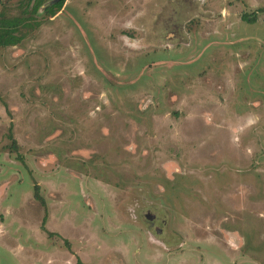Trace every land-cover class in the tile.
<instances>
[{
  "label": "rangeland",
  "instance_id": "1",
  "mask_svg": "<svg viewBox=\"0 0 264 264\" xmlns=\"http://www.w3.org/2000/svg\"><path fill=\"white\" fill-rule=\"evenodd\" d=\"M51 2L0 0V264H264V0Z\"/></svg>",
  "mask_w": 264,
  "mask_h": 264
},
{
  "label": "trees",
  "instance_id": "2",
  "mask_svg": "<svg viewBox=\"0 0 264 264\" xmlns=\"http://www.w3.org/2000/svg\"><path fill=\"white\" fill-rule=\"evenodd\" d=\"M52 2L49 5H46L44 7V12L49 17L54 16L57 12L60 11L62 8L65 0H51ZM44 2H38L34 7L33 11L37 12L38 8L43 4ZM243 19L248 23L255 22V18H249L247 15L243 16ZM24 19L22 20V22ZM8 23V24H7ZM7 23L0 25V47L2 46H9V45H15L21 41V38H23L22 35H16L15 31L16 28H13L17 24V21L14 19L11 21H8ZM17 27V26H16ZM37 197V195H35ZM77 264H84L81 261H77Z\"/></svg>",
  "mask_w": 264,
  "mask_h": 264
}]
</instances>
